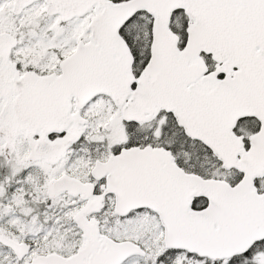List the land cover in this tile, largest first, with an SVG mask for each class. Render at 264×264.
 <instances>
[{
	"label": "snow or ice",
	"instance_id": "snow-or-ice-1",
	"mask_svg": "<svg viewBox=\"0 0 264 264\" xmlns=\"http://www.w3.org/2000/svg\"><path fill=\"white\" fill-rule=\"evenodd\" d=\"M0 264H264V0H0Z\"/></svg>",
	"mask_w": 264,
	"mask_h": 264
}]
</instances>
